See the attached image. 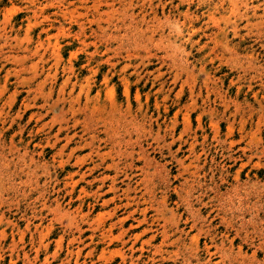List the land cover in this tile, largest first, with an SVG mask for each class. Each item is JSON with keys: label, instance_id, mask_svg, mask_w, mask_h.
Listing matches in <instances>:
<instances>
[{"label": "rangeland", "instance_id": "obj_1", "mask_svg": "<svg viewBox=\"0 0 264 264\" xmlns=\"http://www.w3.org/2000/svg\"><path fill=\"white\" fill-rule=\"evenodd\" d=\"M0 264H264V0H0Z\"/></svg>", "mask_w": 264, "mask_h": 264}]
</instances>
